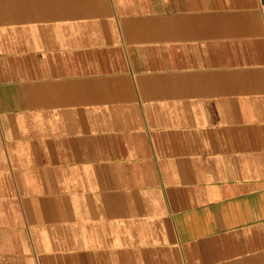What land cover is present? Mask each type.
I'll use <instances>...</instances> for the list:
<instances>
[{"label": "crops", "instance_id": "obj_1", "mask_svg": "<svg viewBox=\"0 0 264 264\" xmlns=\"http://www.w3.org/2000/svg\"><path fill=\"white\" fill-rule=\"evenodd\" d=\"M262 0H0V264H264Z\"/></svg>", "mask_w": 264, "mask_h": 264}, {"label": "water", "instance_id": "obj_2", "mask_svg": "<svg viewBox=\"0 0 264 264\" xmlns=\"http://www.w3.org/2000/svg\"><path fill=\"white\" fill-rule=\"evenodd\" d=\"M262 4L264 5V0H262Z\"/></svg>", "mask_w": 264, "mask_h": 264}, {"label": "bare ground", "instance_id": "obj_3", "mask_svg": "<svg viewBox=\"0 0 264 264\" xmlns=\"http://www.w3.org/2000/svg\"><path fill=\"white\" fill-rule=\"evenodd\" d=\"M262 4V3H261Z\"/></svg>", "mask_w": 264, "mask_h": 264}]
</instances>
